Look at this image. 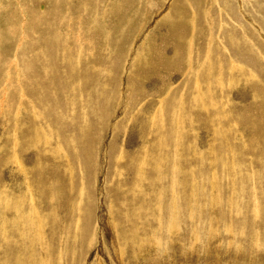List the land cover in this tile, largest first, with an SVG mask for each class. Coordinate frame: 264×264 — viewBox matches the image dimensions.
Masks as SVG:
<instances>
[{
  "label": "rangeland",
  "instance_id": "obj_1",
  "mask_svg": "<svg viewBox=\"0 0 264 264\" xmlns=\"http://www.w3.org/2000/svg\"><path fill=\"white\" fill-rule=\"evenodd\" d=\"M0 264H264V0H0Z\"/></svg>",
  "mask_w": 264,
  "mask_h": 264
},
{
  "label": "bare ground",
  "instance_id": "obj_2",
  "mask_svg": "<svg viewBox=\"0 0 264 264\" xmlns=\"http://www.w3.org/2000/svg\"><path fill=\"white\" fill-rule=\"evenodd\" d=\"M157 118V117H156Z\"/></svg>",
  "mask_w": 264,
  "mask_h": 264
}]
</instances>
